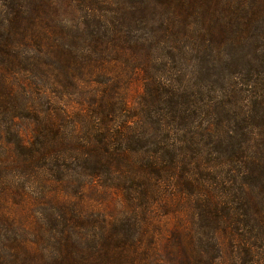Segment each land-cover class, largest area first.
Masks as SVG:
<instances>
[{"label":"trees","instance_id":"obj_1","mask_svg":"<svg viewBox=\"0 0 264 264\" xmlns=\"http://www.w3.org/2000/svg\"><path fill=\"white\" fill-rule=\"evenodd\" d=\"M94 183L145 203L88 213ZM161 188L189 203H149ZM178 207L164 260L151 216ZM228 245L264 264V0H0V264H227Z\"/></svg>","mask_w":264,"mask_h":264},{"label":"rangeland","instance_id":"obj_2","mask_svg":"<svg viewBox=\"0 0 264 264\" xmlns=\"http://www.w3.org/2000/svg\"><path fill=\"white\" fill-rule=\"evenodd\" d=\"M113 79L117 82V90L116 93L119 95H122L126 98L127 103L131 105H135L137 97L139 94L142 93L143 88L142 85L136 77L130 74H117V79L112 76ZM93 86V85H92ZM247 98L242 95L240 98L239 104H235L236 109L242 112L245 109H242L241 102L242 100H246ZM67 108L70 110V112H74L77 110H81V107L76 102L66 103ZM32 130H33V124L32 123H20L19 124V132L23 136V139L25 142L29 143L32 141ZM164 190L163 188H161ZM36 190H30L29 194L30 196L36 195ZM122 192V193H121ZM118 192L117 190L111 189L107 190L105 187H103L101 184H93V185H87V188L84 189L83 199H74V203H80L81 206L83 205V211L86 212H92V214L97 212H100L106 217L114 218L121 215V213H127V206L129 207V203H145V202H135L131 199L132 196H129L127 193H124V191ZM178 194V193H177ZM174 193V191H170L168 189H165L161 196H156L158 199H154L153 201H149V203H154L156 205H160L159 203H167L174 205L177 203H189L186 199V197H183L182 195H177ZM136 195V194H135ZM56 197L61 198L62 195H57ZM155 197V196H153ZM6 202V200H5ZM4 202V203H5ZM12 203V202H8ZM26 203H33L32 201L27 200ZM54 203V202H53ZM155 206V205H154ZM167 211L168 208H166ZM187 208L186 207H178L174 210H170L169 212H162L160 208L158 210H155V215L151 216L152 222L155 223L158 227L163 226L162 232L156 231L153 229L151 232L156 237L158 243L160 242V245L158 249L161 252L162 258L165 260L166 258V252H164V242L165 239L169 237V232L175 228L177 224H180L181 222H186L188 219L187 216ZM95 215V214H94ZM31 222V220H29ZM157 243V244H158ZM239 245L233 244L232 247L238 248ZM233 248H231L230 245L227 247V256H226V262L227 264H234L233 260L231 259L234 257L233 254ZM232 261V263H231Z\"/></svg>","mask_w":264,"mask_h":264}]
</instances>
